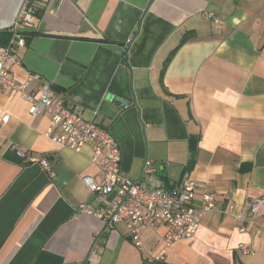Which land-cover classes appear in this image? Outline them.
I'll return each mask as SVG.
<instances>
[{"label": "crops", "instance_id": "1", "mask_svg": "<svg viewBox=\"0 0 264 264\" xmlns=\"http://www.w3.org/2000/svg\"><path fill=\"white\" fill-rule=\"evenodd\" d=\"M23 2L0 0V42L14 38ZM29 2L34 22L15 48V81L39 75L29 92L47 83L64 106L107 128L123 172L145 189L174 192L189 175L199 185L193 205L209 192L216 210L193 239L165 251V225L147 228L138 246L126 222L78 214L102 206L84 183L104 177L92 146L59 147L49 117L31 116L5 90L0 264H264V205L256 215L250 205L264 199V0Z\"/></svg>", "mask_w": 264, "mask_h": 264}, {"label": "built area", "instance_id": "2", "mask_svg": "<svg viewBox=\"0 0 264 264\" xmlns=\"http://www.w3.org/2000/svg\"><path fill=\"white\" fill-rule=\"evenodd\" d=\"M29 1L24 0L13 23L12 28L16 31L14 38L7 46H0V93L10 90L19 94L30 104L31 116L47 115L51 123L47 136L59 147L80 153L85 147L92 146L91 160L103 170L104 177L99 182L88 176L84 178V183L102 206L95 209L82 205L77 210L78 214L99 218L108 225L126 222L138 246H142L141 234L147 228L157 230L159 224L165 225L167 229L161 239L164 251L181 240L193 239L202 220L216 210L214 195L204 192L203 205L194 206L199 185L189 175L182 178L179 188L174 192L160 187L145 189L123 172L121 146L107 128L85 120L80 113L64 106L47 83H43L38 92H29L31 84L40 80L39 75L29 74L27 81L22 84L15 81L11 74L12 67L19 63L15 48L25 45L22 34L34 22L35 9ZM207 19L220 23L213 13H208ZM8 120L9 116L3 118V122ZM24 154L25 150L17 152L19 157ZM35 161L51 171L50 163L45 158ZM250 205L252 213L256 215L264 205V199L251 200ZM237 219L244 222L241 215Z\"/></svg>", "mask_w": 264, "mask_h": 264}, {"label": "trees", "instance_id": "3", "mask_svg": "<svg viewBox=\"0 0 264 264\" xmlns=\"http://www.w3.org/2000/svg\"><path fill=\"white\" fill-rule=\"evenodd\" d=\"M6 33L9 34L10 37L13 35V33L10 32V31H9V32L7 31ZM190 38H191V37H190V34H187V35H185V36L183 37L182 41L180 42V45L175 49V51L173 52L172 56L168 59L167 63L170 62L171 58H172V57L174 56V54L178 51V49H179L180 47H182L187 41H189ZM9 41H10V39L2 40V41L0 42V46H7L8 43H9Z\"/></svg>", "mask_w": 264, "mask_h": 264}, {"label": "water", "instance_id": "4", "mask_svg": "<svg viewBox=\"0 0 264 264\" xmlns=\"http://www.w3.org/2000/svg\"><path fill=\"white\" fill-rule=\"evenodd\" d=\"M155 0H152V4H153V2H154ZM141 180V178L138 180V181H140ZM106 228H107V225L105 226V228L102 230V233L106 230Z\"/></svg>", "mask_w": 264, "mask_h": 264}]
</instances>
